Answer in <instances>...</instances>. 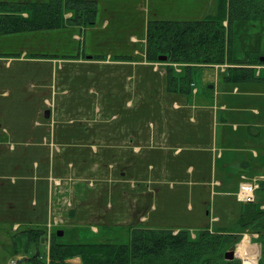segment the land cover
<instances>
[{
	"label": "rangeland",
	"instance_id": "374dc122",
	"mask_svg": "<svg viewBox=\"0 0 264 264\" xmlns=\"http://www.w3.org/2000/svg\"><path fill=\"white\" fill-rule=\"evenodd\" d=\"M170 2L171 10L182 15L198 7L192 0ZM99 25L101 29L103 18ZM233 34L237 57L264 56V21H237ZM40 38L48 47L77 46L87 54L106 48L95 43L91 32L76 40L71 28ZM23 39V34H0V264L33 262L36 252L37 264H46L41 259L48 261L49 241L30 239L28 231L47 232L50 225L44 235L52 239V232L62 230V243H129L138 227L185 229L194 240L208 227L233 229L241 236L232 246L235 258L243 261L255 253L251 257L260 259L261 233L237 226L241 156L220 145L221 130L213 118L219 99L210 85L224 79L226 63L188 67L195 86L182 103L166 90L162 70L146 69L137 86L141 69L125 71L114 62L116 56L75 61L73 53L60 54L68 56L60 59L48 54L46 66L1 57L14 54L12 49L44 48L41 42L27 46ZM260 65V72L255 69L262 75ZM261 95L258 103L236 102L264 110ZM244 113L254 115L252 109ZM166 138L171 142L165 144ZM238 143L246 148L247 159L250 148L264 146L261 140L255 144L244 138ZM68 261L78 264L81 259Z\"/></svg>",
	"mask_w": 264,
	"mask_h": 264
},
{
	"label": "trees",
	"instance_id": "16d2710c",
	"mask_svg": "<svg viewBox=\"0 0 264 264\" xmlns=\"http://www.w3.org/2000/svg\"><path fill=\"white\" fill-rule=\"evenodd\" d=\"M98 9L97 0L0 1V34L78 27L83 39L87 29L96 24ZM23 12L28 16H23ZM237 21H264V0H223L214 13L200 20H150L146 27V58L156 62L160 55H166L169 62L189 65L228 63L233 66L225 75L227 81L264 82V72L257 75L255 69V65L264 64L260 54H247L244 58L235 55L233 26ZM79 54L87 57L82 47L72 56L80 57ZM188 67L180 78L167 70L169 92H191V67ZM261 197L264 198V182L257 191V201L242 204L237 226L240 230L250 228L261 233L259 264H264V203L258 200ZM28 234L30 239L40 241L46 231L31 229ZM53 236L48 261L41 259L46 264H73L68 260L75 257L81 259L78 264H242L239 258H225V252L241 238L233 229L214 231L208 227L194 240L185 229L175 232L138 227L132 230L129 243H62L56 233ZM37 257L38 252L33 262L22 264H37L40 260Z\"/></svg>",
	"mask_w": 264,
	"mask_h": 264
},
{
	"label": "crops",
	"instance_id": "0c3cea01",
	"mask_svg": "<svg viewBox=\"0 0 264 264\" xmlns=\"http://www.w3.org/2000/svg\"><path fill=\"white\" fill-rule=\"evenodd\" d=\"M0 1H8V2H19V3H32V2H47L48 0H0ZM98 2V16L96 24L87 29L85 37L89 32H91V38H94L95 43H99L100 45H105L106 48L103 50L102 48H98L97 50H89V54H87V49L85 50V54L91 56H101L102 60H107L112 56H116L114 61L115 63L121 65V67L128 71H138L139 70V78L137 76L136 85L139 86L143 84L144 78L143 73L146 69L152 68L156 72H160L162 70V74L164 76H168V69L172 71L173 75L177 78L183 77L186 72V68L188 67L185 63H173V62H152L148 61L146 58V27L147 23L150 20H200L208 16L209 14L214 13V8L217 7L223 2V0H192L195 2L198 7L196 10H186V14L177 13L176 10H171L170 7H173L174 4L170 2V0H143L138 2L139 4L131 3L127 4L122 0H97ZM178 5V4H177ZM179 6V5H178ZM212 11V12H211ZM27 12H23L25 17L28 16ZM71 15L70 12L67 13ZM103 18V25L100 29V20ZM73 30V35L79 39L80 29L78 27H67ZM63 28L52 29V30H36V31H25L23 33L18 32V34H23V42L25 44L28 43L27 46L33 45V47H37L41 44L44 45V48H32L28 51L23 52L20 48L18 50H10V52H14V54L6 53V55L1 57H10L9 61H28L32 63H40L42 66L47 65L48 57H39L33 56L34 54L38 55H48V54H56L57 57L64 58L62 56H58L60 54H69L73 53L75 55L78 54V47L75 46L73 49H59L58 45H50L47 46V41L44 42V39L38 37H43L45 34L54 35L55 31H59ZM113 32V34L111 33ZM25 37H28L26 39ZM35 38V39H33ZM77 40V39H76ZM29 41V42H28ZM78 43V42H77ZM75 42V45H77ZM53 46V47H51ZM90 48H93L90 47ZM89 48V49H90ZM5 53V52H4ZM27 57H22L25 54ZM3 55V53H0ZM80 55V54H79ZM88 56V57H89ZM126 58H117L124 57ZM39 57V58H36ZM88 57L81 56L79 58L76 57L75 61L78 59H88ZM66 58V56H65ZM75 58V57H74ZM261 66H257V69ZM45 70V68H41V71ZM258 69V72H260ZM181 73V74H180ZM38 75L44 76L43 80L45 81V75L42 72H37ZM258 75V74H257ZM263 75V73H262ZM65 80V75H63ZM168 78V77H167ZM42 79L40 80V82ZM48 83V82H47ZM46 83V84H47ZM167 79H166V90L167 89ZM214 86L210 88H214V92H217L219 104L216 105V110L211 109V113L213 110V118L215 122L217 121L218 128L221 130L220 134V145L224 146V150L228 152L238 153V156H241L239 162L237 163V173L240 176L241 174L254 175V174H263L264 173V146L253 147L250 148L251 158H245L243 156L242 151H245L246 148L238 145V141L248 140L249 142L255 141V144L258 142L263 143L264 145V110L258 106H251V108H245L244 105H240L238 103H242V101L247 102H257L258 97L262 96L264 93V82L263 81H255L248 83H237L234 84L225 79H221L219 83H214ZM46 86V85H45ZM41 87V86H40ZM198 94V89H195ZM171 96H175L180 99L182 103H186L189 101L188 96L192 93L184 94L182 92H169ZM240 95L238 99L235 100L234 96ZM232 96V98H230ZM264 100V98H262ZM238 101V103L236 102ZM256 103V104H257ZM262 103V102H259ZM197 107V106H196ZM203 107V106H202ZM206 108V107H204ZM247 109H252L254 115L244 116V112ZM198 113V112H197ZM195 114V113H194ZM200 115V114H199ZM198 117V116H197ZM181 123H182V119ZM243 128L240 131V128ZM141 137V135H139ZM166 136V134H165ZM241 138V139H240ZM219 139V138H218ZM171 140L166 138L165 144L170 143ZM219 141H216V143ZM259 146V145H256ZM225 154L219 152L217 157L223 158ZM256 159V160H255ZM217 161V160H215ZM222 184V183H221Z\"/></svg>",
	"mask_w": 264,
	"mask_h": 264
},
{
	"label": "built area",
	"instance_id": "2783aa9c",
	"mask_svg": "<svg viewBox=\"0 0 264 264\" xmlns=\"http://www.w3.org/2000/svg\"><path fill=\"white\" fill-rule=\"evenodd\" d=\"M256 185H252L251 183H244L241 186V190L239 193V197L242 200L251 201L254 199V190Z\"/></svg>",
	"mask_w": 264,
	"mask_h": 264
},
{
	"label": "water",
	"instance_id": "95a60500",
	"mask_svg": "<svg viewBox=\"0 0 264 264\" xmlns=\"http://www.w3.org/2000/svg\"><path fill=\"white\" fill-rule=\"evenodd\" d=\"M167 59H168V57L166 55L159 56V60H161V61H165ZM260 59L262 61H264V56H261ZM46 116H49V111H46ZM58 235H63V231L58 232ZM234 257H235V250H234V248L228 250L225 253V258L228 259V260H232V259H234Z\"/></svg>",
	"mask_w": 264,
	"mask_h": 264
},
{
	"label": "bare ground",
	"instance_id": "6f19581e",
	"mask_svg": "<svg viewBox=\"0 0 264 264\" xmlns=\"http://www.w3.org/2000/svg\"><path fill=\"white\" fill-rule=\"evenodd\" d=\"M246 241H248V239H246ZM244 244H246V242L244 243ZM243 244V245H244ZM252 247V246H251ZM252 248H254V247H252ZM250 251H252V252H255V250H250ZM254 259V258H253Z\"/></svg>",
	"mask_w": 264,
	"mask_h": 264
}]
</instances>
